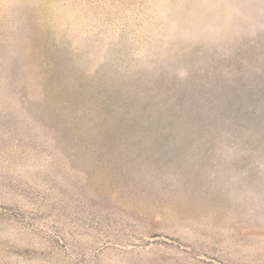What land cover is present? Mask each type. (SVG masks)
Instances as JSON below:
<instances>
[{
    "label": "rangeland",
    "instance_id": "1",
    "mask_svg": "<svg viewBox=\"0 0 264 264\" xmlns=\"http://www.w3.org/2000/svg\"><path fill=\"white\" fill-rule=\"evenodd\" d=\"M0 264H264V0H0Z\"/></svg>",
    "mask_w": 264,
    "mask_h": 264
}]
</instances>
